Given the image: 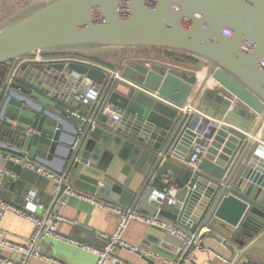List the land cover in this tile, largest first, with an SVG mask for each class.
<instances>
[{
  "label": "water",
  "instance_id": "1",
  "mask_svg": "<svg viewBox=\"0 0 264 264\" xmlns=\"http://www.w3.org/2000/svg\"><path fill=\"white\" fill-rule=\"evenodd\" d=\"M145 47L181 53L195 70L129 54ZM116 52V61L86 58ZM36 53L42 59L31 58ZM93 83L100 99L81 104L76 94ZM112 109L123 113L116 125ZM3 126L16 141L0 140V150L30 153L123 206L156 213L150 196L170 179L179 204L160 214L194 231L216 219L237 235L232 264L248 256L264 264V0H31L0 21ZM198 136L210 143L194 170L185 159ZM1 169L31 184L45 179L53 191L52 180L19 164L0 158ZM151 227L161 231L158 246L184 245ZM216 232L208 235L222 241Z\"/></svg>",
  "mask_w": 264,
  "mask_h": 264
},
{
  "label": "built area",
  "instance_id": "2",
  "mask_svg": "<svg viewBox=\"0 0 264 264\" xmlns=\"http://www.w3.org/2000/svg\"><path fill=\"white\" fill-rule=\"evenodd\" d=\"M33 59H42L41 53L32 55ZM79 56L66 57L67 60H74ZM101 92L98 84L84 86L75 96V98L83 105H90L100 99ZM78 113H75L77 115ZM123 118V113L119 109L110 111L109 121L111 125H116ZM208 141L203 136H198L191 144L185 164L194 170H197V165L207 151ZM0 158L19 164L22 167L35 171L37 174L53 181V201H56L58 193L63 185L65 189L59 201L66 203L69 196H76L89 203L109 210L118 215V224L115 232L106 236L112 240L105 248H94L83 242L68 238L60 233L58 229L59 223L68 222L74 223V220L68 219L60 214H55L53 210L47 206L39 197L38 191L35 188H30L24 195L21 204L10 202L2 197V193L6 189V181L9 177H16V173L9 169L0 170V228L6 214H13L23 218L33 224V232L26 243L11 240L9 237L0 234V248L8 251L0 253V264H28L31 257L40 258L51 264H67L62 260L45 255L37 250V246L46 238H54L67 241L70 244L91 250L97 254L98 259L96 264H135L116 253V247L123 246L134 252H142V247L136 244H131L123 239V233L132 220H139L149 226H154L167 231L171 236L177 238L184 244V252L182 257L173 261L171 264H193L196 255L202 252L206 255H214L222 263L232 264L236 254L240 252L241 247L235 240L221 235L222 242H228L233 245L235 251L233 256L228 258L223 256L212 248L204 244L203 235L198 231L190 228L188 223L176 221L159 213V210L167 205L179 204V186L167 178L164 188L155 189L150 196V203L158 208V211L150 212L141 208H133L131 206H123L112 202L108 199L101 198L96 194L90 193L83 189L74 186L68 179L51 168H48L33 159L30 153L14 154L0 150ZM219 232H216V234ZM158 256V255H157ZM238 264H262L253 257H244Z\"/></svg>",
  "mask_w": 264,
  "mask_h": 264
},
{
  "label": "crops",
  "instance_id": "3",
  "mask_svg": "<svg viewBox=\"0 0 264 264\" xmlns=\"http://www.w3.org/2000/svg\"><path fill=\"white\" fill-rule=\"evenodd\" d=\"M116 54H118V58H119L120 54L117 52ZM86 58L98 62L103 61L100 57L95 55H93V57L89 55ZM117 59H115L114 61H116ZM132 60L133 59H129L128 62H131ZM146 61L153 62L154 60L147 59ZM190 61L191 63L180 66L185 67L184 70L188 68L187 70L193 72L195 70L194 67H196V61L194 59H191ZM75 113H78L77 116L81 114L80 111L78 110H75ZM0 140L9 143V141L4 140L2 138H0ZM166 180L167 178L165 179V181ZM51 186H52L51 183L45 179L39 178L36 180L35 184H31L28 181L22 179L18 174H16V177L14 178L9 177L7 179L6 189L2 193V197L6 198L10 202L21 204L23 202L25 193L30 188H35L38 191L39 197L43 200V202L47 206H49L53 210L55 214H60L62 216L67 217L68 219L75 221L74 223H68V222L59 223L58 229L61 234H63L68 238L79 240L80 242H83L84 244L94 248L106 247L105 245L106 242L104 238L94 236L88 233L86 230L76 227V225L80 224L85 227L93 228L102 235L110 236L116 230L118 224V215L109 210L97 207L89 203L88 201L80 199L76 196H69L66 203H63L62 201H58L54 206L55 202L53 201ZM33 229L34 227L31 222L13 214H6L2 226L0 228V234L9 237L11 240L26 243L28 242L33 232ZM151 229H152L151 226L139 220H132L129 223L128 227L126 228L125 232L123 233V239L131 244H136L141 246L143 254L150 256L155 261V264H166V263L171 264L173 261H171L169 258L166 257L170 255L177 256V260H179L183 255L184 245L181 246L175 240H171V241L169 240L165 244L163 243L158 246V244H156V240H157L156 238L158 236V233L156 232H161V231L159 229H155V232L151 231L150 233ZM211 229L212 231L214 229L217 232H219V234L218 233L216 234L218 238H221L222 235L224 237L230 238L231 240H235V237L237 235L236 234L234 235L229 227L223 226L222 223L220 221H217L216 219H214V222H212L211 224L199 230V232L203 235L204 244L206 246L212 248L214 251H216L217 253L223 256H226L228 258L232 257L233 253L230 252L229 249H227V247L223 245L222 241H219L217 238L208 235ZM148 233L151 234V238H152L151 241L147 240ZM37 250L45 255L56 257L67 264H96L98 259L97 254H95L91 250L83 249L81 247L70 244L67 241L54 239V238H46L43 242H41L37 246ZM156 251L158 252L157 254L158 256L156 255L157 253ZM7 252L8 251L0 248V253H7ZM116 253L119 256L135 264H147V262L144 261V259L138 252H134L126 247L123 246L116 247ZM221 263L222 262L214 255L209 256L202 252H199L195 257L193 264H221ZM28 264H51V263H48L37 257H31L28 261ZM107 264H112V263H107Z\"/></svg>",
  "mask_w": 264,
  "mask_h": 264
},
{
  "label": "rangeland",
  "instance_id": "4",
  "mask_svg": "<svg viewBox=\"0 0 264 264\" xmlns=\"http://www.w3.org/2000/svg\"><path fill=\"white\" fill-rule=\"evenodd\" d=\"M31 0H0V21L6 19L8 16L19 11L21 8L25 7L30 3ZM174 52V51H173ZM130 54L133 55H143L154 61H163L176 65L189 64L191 61L187 59V56L174 52L172 55H168L164 49L158 48H147L144 49H132ZM100 57L103 61H114L118 58L116 53H98L95 54ZM170 56V57H169ZM170 58V59H167ZM173 60V61H170Z\"/></svg>",
  "mask_w": 264,
  "mask_h": 264
},
{
  "label": "trees",
  "instance_id": "5",
  "mask_svg": "<svg viewBox=\"0 0 264 264\" xmlns=\"http://www.w3.org/2000/svg\"><path fill=\"white\" fill-rule=\"evenodd\" d=\"M167 52V54L172 55L174 52L173 51H169V50H164ZM187 59L190 61L191 58ZM0 138L9 141L10 143L15 142L16 140L14 139V137L12 136V134L10 133V128L8 126H3L0 130Z\"/></svg>",
  "mask_w": 264,
  "mask_h": 264
},
{
  "label": "flooded vegetation",
  "instance_id": "6",
  "mask_svg": "<svg viewBox=\"0 0 264 264\" xmlns=\"http://www.w3.org/2000/svg\"><path fill=\"white\" fill-rule=\"evenodd\" d=\"M139 49H144V48H139ZM130 51H131V50H130ZM130 51H129V52H130ZM165 52H166V51H165ZM166 53H167V52H166ZM169 55H170V54H169ZM169 57H170V56H169ZM167 59H170V58H167ZM170 61H173V60H170Z\"/></svg>",
  "mask_w": 264,
  "mask_h": 264
}]
</instances>
